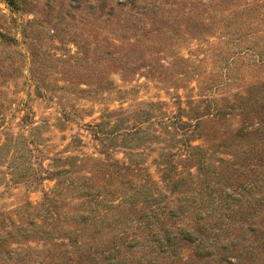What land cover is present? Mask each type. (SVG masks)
Instances as JSON below:
<instances>
[{"label": "rangeland", "instance_id": "1", "mask_svg": "<svg viewBox=\"0 0 264 264\" xmlns=\"http://www.w3.org/2000/svg\"><path fill=\"white\" fill-rule=\"evenodd\" d=\"M0 264H264V0H0Z\"/></svg>", "mask_w": 264, "mask_h": 264}]
</instances>
